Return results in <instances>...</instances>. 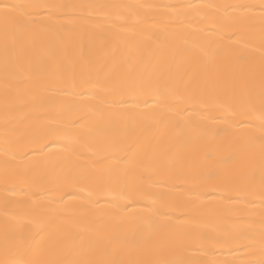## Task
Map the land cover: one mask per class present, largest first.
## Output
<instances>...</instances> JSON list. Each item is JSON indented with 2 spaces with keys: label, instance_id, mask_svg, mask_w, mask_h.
Wrapping results in <instances>:
<instances>
[{
  "label": "bare ground",
  "instance_id": "1",
  "mask_svg": "<svg viewBox=\"0 0 264 264\" xmlns=\"http://www.w3.org/2000/svg\"><path fill=\"white\" fill-rule=\"evenodd\" d=\"M22 5H89V4H155L188 5L212 4L219 7L200 13L189 10L181 19L163 23L157 13H141L139 20L118 19L117 10H99L66 7L40 10L34 25L43 39L35 46H26L20 53L22 61L30 64L27 72L15 73L8 81L7 107L3 75V50L0 47V260L4 256V227L6 219L22 221L17 236L9 241L14 249L10 258H33L29 242L24 238L31 231L37 238L44 232L35 225L55 217L68 235V244L45 258L60 261L85 258L105 259L122 264H166L177 259L193 264H243L253 259L249 245L257 249L259 233L264 226V207L260 204L259 176L264 157L258 147L242 153L234 161L217 168L216 175L209 170L215 162L207 153L220 146L222 154L232 152L231 145L213 138L211 130L222 127V111L210 101L207 111H193L187 118L195 126H207L209 135L197 137L195 133L168 136L163 126H138L133 131L109 132L103 136L84 134L89 128L103 127L110 118L104 105H100L92 88L105 76L127 73L141 74L152 71L177 73L190 68L187 58L179 49L168 44L173 30L193 40H205L213 47L223 46L228 56L223 64L217 59L221 77L213 95L235 97L237 102L249 95L259 101L261 85V24L259 19L238 20L217 24V20L237 17L243 9L233 5H256L261 0H8ZM107 12V14H105ZM121 15L123 12L121 11ZM135 25V27H134ZM151 27V39L140 43L139 28ZM233 32H240V43ZM244 45H247L245 47ZM247 56V60L241 57ZM247 71H241V70ZM211 72L212 66L199 69ZM76 87H70L71 84ZM195 87V83L193 84ZM81 93V94H78ZM163 106L172 105L166 97ZM129 103L131 101L129 100ZM156 103L149 100V105ZM141 107H145L141 104ZM183 107V105H179ZM206 117V119H205ZM258 127V124L255 125ZM80 134L79 143L68 152L66 135ZM164 137L161 165L154 174L139 172L124 175L114 169L102 177L110 181V188L99 183L76 179L93 171L95 161L109 158L123 165L128 159L142 155L143 150L156 146ZM55 140V143L51 141ZM7 141V143H6ZM47 143L44 152L32 151ZM7 150V155L5 154ZM140 150V151H138ZM28 155H23V152ZM15 155V159H13ZM46 161V162H45ZM254 175V183L245 177ZM88 187L95 193L119 191L126 188L133 194L151 196L152 199L129 198L130 208L146 216L153 200L157 208L168 215L152 229L153 239L143 247L109 256L97 252H80L87 248L98 233L106 231H137L135 225L111 219L106 208H92ZM114 197L106 194L94 196L99 205H108ZM15 224L12 221L11 228ZM87 227L88 232H81ZM255 240V243H252Z\"/></svg>",
  "mask_w": 264,
  "mask_h": 264
},
{
  "label": "snow or ice",
  "instance_id": "2",
  "mask_svg": "<svg viewBox=\"0 0 264 264\" xmlns=\"http://www.w3.org/2000/svg\"><path fill=\"white\" fill-rule=\"evenodd\" d=\"M66 7L88 8L99 10H117L118 19L139 20L141 13H157L163 23L181 19L189 10H198L200 13H206V10L214 9L219 6L212 4H188V5H155V4H89V5H49V4H30L22 5L18 3H9L8 0H0V47L3 50V75L6 89V107H7V88L8 81L15 73L27 72L30 64L21 60L20 53L26 46L35 47L43 39L42 33L34 25L37 23V15L40 10L63 9ZM233 9H243L239 16L218 19L217 24L233 23L238 20L259 19L261 24V85L259 90V101L249 95L242 101L237 102L235 97L225 95L222 98H216L213 95L214 87L221 77L220 69L215 61L219 59L224 63L228 56L227 48L223 46L213 47L210 42L205 40H193L191 37L181 36L178 30H173L167 38L168 44L173 48L179 49L181 55L187 58L188 65L195 71H182L177 73H165L164 71H152L150 73H127L117 76H105L102 81L98 80L92 85V88L98 91V95L92 98L97 99L100 105H104L107 114L110 117L103 127L89 128L84 134L88 136H103L109 132L133 131L138 126H163L168 128V136H184L186 133H195L197 137L203 138L209 135L207 126H195L187 118L193 111H207L210 101L222 111V127L211 130L213 138H220L222 144H228L233 147V151L222 154L220 146L216 151L207 153V158L214 161L215 164L209 170L210 175L217 174V168L223 166L229 161H234L242 153L248 152L253 147H258L261 156L264 157V0H261L259 11L254 9L256 5H233ZM121 11L123 14L121 15ZM107 14V12L105 13ZM135 27V25H134ZM151 27L145 26L138 30L140 43L151 39ZM240 43V32H233ZM247 47V45H244ZM247 60V56L241 57ZM212 66L211 72L200 71L201 68ZM241 71H247L241 70ZM195 83V87L193 84ZM70 87H76L73 83ZM81 94V93H78ZM166 97L172 102L170 106H163L162 99ZM129 100L131 103H129ZM149 100H155L156 103L149 105ZM143 104L145 107H141ZM183 105V107H179ZM206 119V117H205ZM258 124V127L255 125ZM80 134L66 135L68 140L67 148L63 151L68 152L73 149L75 144L79 143ZM165 138L156 141V146L143 150L142 155L134 156L128 159L123 165L118 160H109L105 167L95 168V164L103 165L107 157L95 161L93 171L76 179L91 181L93 184L99 183L103 188H110V181H103L101 178L114 169H119L124 175H132L139 172L141 175L148 173L154 174L161 165V152L165 150L161 145ZM55 143V140L51 141ZM7 143V141H6ZM48 145L43 144L32 151L44 152ZM140 151V150H138ZM7 155V150L5 152ZM23 155H28L25 151ZM13 155V159H15ZM46 162V161H45ZM249 183H254V175L246 176ZM260 204L264 207V164H262L259 176ZM88 193V201L92 208H106L112 214L111 219L135 225L137 231L121 232L106 231L98 233L91 240L87 248H81L79 251L88 253L95 251L101 256H109L115 250L121 252L138 249L153 239V233H145L143 227L149 229L159 225L164 217L168 215L162 208L156 207V202L147 210L146 216L137 213L136 210L128 211L130 204L129 198L133 201L137 198L152 199L151 196L133 194L131 191L121 187L119 191H107L106 193H95L89 191L88 187L82 189ZM106 194L113 196V201L108 205H99L98 200H93L94 196ZM12 221L15 224L10 228ZM28 223L35 225L44 232L43 236L36 237L29 231L24 238L29 242V250L33 254L32 259L19 260L10 258L14 255V249L9 246V241L17 236L16 229L21 227L23 222L12 217L6 219L4 227V256L0 264H122V262L109 261L105 259L85 258L81 260L60 261L45 258V254H51L57 249L68 244V235L63 231V226L55 217L37 224L35 221ZM87 227L81 229V232H88ZM252 243H255L253 240ZM250 255L253 259L243 262V264H264V226L259 233V258H256L257 249L249 245ZM134 264V262H131ZM166 264H193L191 260L177 259L166 262Z\"/></svg>",
  "mask_w": 264,
  "mask_h": 264
}]
</instances>
